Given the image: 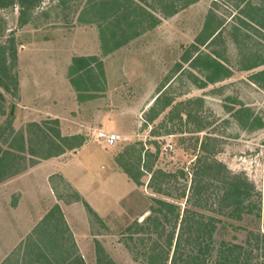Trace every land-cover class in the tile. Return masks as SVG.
<instances>
[{"label": "rangeland", "instance_id": "1", "mask_svg": "<svg viewBox=\"0 0 264 264\" xmlns=\"http://www.w3.org/2000/svg\"><path fill=\"white\" fill-rule=\"evenodd\" d=\"M94 3L45 0L23 15L24 21L17 4L0 8V57H6V70L16 80L13 85L4 78L9 90L0 85V147L7 148L17 133L34 137L32 122L58 127L63 137L81 143L46 162L25 153L27 169L14 181L0 182V264H60L59 254L72 252V241L86 264H97V244L116 264H141L126 245L124 230L149 212L152 196L164 195L147 186L149 173L140 175L138 185L125 173L123 159L118 160L125 151L133 165L139 154L141 163L147 161L145 150L154 153L159 145L157 158L150 159L153 170L165 172L187 169L196 155L206 154L226 167L211 181L222 185L224 177L243 176L261 192L264 205V125L259 124L264 121V76L252 77L264 64L244 67L249 52L264 55V29L222 0H197L172 16L155 11L161 18L157 25L123 46L103 49L100 34L110 30ZM209 9L224 24L202 47V58L190 60V44ZM78 55L101 61V70L94 72L98 87L89 74L78 79L83 80L80 89L72 84L77 74L71 64ZM157 94L158 108L165 99L171 103L145 122ZM110 133L122 139L108 144ZM202 142L207 149L201 151ZM30 144L42 154L39 143ZM31 160L38 162L30 166ZM56 207L69 230L49 215ZM224 220L217 242L243 241L246 230L232 226L240 222ZM240 224L264 230L262 222Z\"/></svg>", "mask_w": 264, "mask_h": 264}, {"label": "trees", "instance_id": "2", "mask_svg": "<svg viewBox=\"0 0 264 264\" xmlns=\"http://www.w3.org/2000/svg\"><path fill=\"white\" fill-rule=\"evenodd\" d=\"M44 1L0 0V8L17 4L19 19L24 21L23 15L40 7ZM58 1L66 2V0ZM222 1L228 8L233 7L250 21H254L258 29H264V3L254 0ZM94 2L103 23L110 30L105 36L103 33L100 34L102 47L106 49L108 44L114 48L123 46L157 25L161 18L155 14V11H159L166 17L172 16L197 0H94ZM235 13L231 17H234ZM216 14L209 9L201 31L190 44L189 50L191 49L192 52L190 60L198 62L202 58V47L221 30L224 23L222 19L215 17ZM212 22L216 24L213 26ZM242 23L247 24L245 20H242ZM13 55L15 56L14 51ZM5 58L4 55L0 57V85L5 90H9L8 82L4 78H11L12 80L9 81H12L13 85L16 80L14 75L6 70ZM210 60L211 57H209ZM246 61L248 63L246 62L244 67L251 69L264 64V55L257 51L249 52ZM101 67V61L95 55L74 56L71 71L77 76L76 79L71 78L72 84L76 89H80L83 80L78 79L89 74L93 76V80H89L93 83V87H98L94 72L97 69L101 70ZM222 67L219 64L217 72L221 71ZM259 76H264V69L252 74L255 80ZM159 95L154 97V104L145 112V122H152L165 107L170 105V99H165L163 105L158 108L161 99ZM173 116L172 112H168V118L172 119ZM257 120L260 121V118L257 117ZM50 121L55 125L58 124L57 118H52ZM259 124L264 125V121H260ZM30 126L33 128L34 137L30 135L26 139L23 134L17 133L16 137L8 140L7 148L0 147V182L27 169V166L22 164L25 153L46 159L81 144L80 140H74L76 137H63L58 127H52L50 130L49 127L45 128L37 122H32ZM58 139L61 142H58ZM34 141L39 143L42 154H36L37 152L32 148L30 142L34 144ZM199 148L201 151L207 149L204 142ZM127 153L125 151L118 157V160L123 159L121 166L125 173L137 185L141 183L140 175L149 173L147 186L155 194L164 195L152 196L154 203L149 206V212L140 221L133 220L124 230L128 238L126 245L133 253L135 260L140 261L141 264H264V230H255L240 224L245 219H249L250 223H264L261 192L255 190L252 182L238 174L224 177L222 185L219 179L211 181L214 176L226 171V167L222 162L210 160L206 154L196 155L187 169L178 168L176 172H165L161 170L162 168L155 170L152 168L150 158H157L159 145L154 153L145 150L147 161L144 163L140 162L139 154L132 165L131 158L125 157ZM37 162L31 160L30 166ZM187 174H191L188 190L186 189L187 181H185L188 180ZM49 215L57 217L53 220L63 223L69 230L59 207H56L55 212ZM225 218L240 222L232 226L246 230L243 241L217 242L215 234L219 225L225 223ZM71 248L73 251H69L67 255L62 256L63 252L59 254L61 255L59 263L86 264L81 254L77 252L73 241ZM102 250L103 248L97 244V264H116L103 255Z\"/></svg>", "mask_w": 264, "mask_h": 264}, {"label": "built area", "instance_id": "3", "mask_svg": "<svg viewBox=\"0 0 264 264\" xmlns=\"http://www.w3.org/2000/svg\"><path fill=\"white\" fill-rule=\"evenodd\" d=\"M121 138V135L119 134H115V133H110V134H106V142L108 144H112L115 143L117 141H119Z\"/></svg>", "mask_w": 264, "mask_h": 264}, {"label": "crops", "instance_id": "4", "mask_svg": "<svg viewBox=\"0 0 264 264\" xmlns=\"http://www.w3.org/2000/svg\"><path fill=\"white\" fill-rule=\"evenodd\" d=\"M262 69H264V68H262ZM46 161H48V159H45L43 162H46ZM43 162H42V163H43ZM42 163H41V164H38L36 167H38V166L42 165ZM36 167H35V168H36ZM35 168H33V169H35ZM23 175H24V176H22V177H25V175H26V174H23ZM13 178H14V177H13ZM18 178H19V177H17V178H14V179H13V181H14L15 179H18ZM12 212H14V210H13V209H12ZM16 218H18V217H16ZM75 244H76V243H75Z\"/></svg>", "mask_w": 264, "mask_h": 264}]
</instances>
